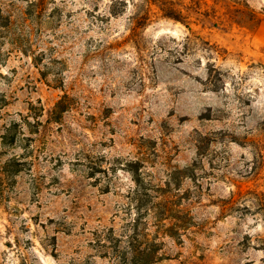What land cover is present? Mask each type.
Masks as SVG:
<instances>
[{
	"label": "rangeland",
	"instance_id": "374dc122",
	"mask_svg": "<svg viewBox=\"0 0 264 264\" xmlns=\"http://www.w3.org/2000/svg\"><path fill=\"white\" fill-rule=\"evenodd\" d=\"M0 0V264H264V0Z\"/></svg>",
	"mask_w": 264,
	"mask_h": 264
},
{
	"label": "trees",
	"instance_id": "16d2710c",
	"mask_svg": "<svg viewBox=\"0 0 264 264\" xmlns=\"http://www.w3.org/2000/svg\"><path fill=\"white\" fill-rule=\"evenodd\" d=\"M159 10L163 13V15L166 18L175 20V21H181L180 13L174 8L173 2L170 1H163L162 3L159 4L158 6ZM5 19L1 15V10H0V27L5 26Z\"/></svg>",
	"mask_w": 264,
	"mask_h": 264
}]
</instances>
